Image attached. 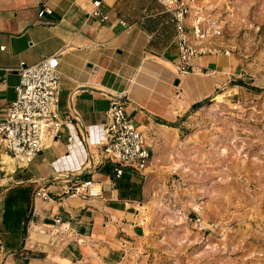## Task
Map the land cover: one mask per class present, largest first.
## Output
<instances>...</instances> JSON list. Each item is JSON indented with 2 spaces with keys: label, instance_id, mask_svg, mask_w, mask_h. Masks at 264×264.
Returning <instances> with one entry per match:
<instances>
[{
  "label": "crops",
  "instance_id": "0c3cea01",
  "mask_svg": "<svg viewBox=\"0 0 264 264\" xmlns=\"http://www.w3.org/2000/svg\"><path fill=\"white\" fill-rule=\"evenodd\" d=\"M40 9L50 12L38 17ZM175 32L156 0H0V122L16 97L20 63L57 55L64 123L28 165L0 146V264H120L138 248L151 160L144 172L124 168L116 178L114 162L102 159L111 95H123L128 118L151 145L229 79L220 51L178 74ZM86 180L98 192L74 194ZM39 189L46 200L35 196Z\"/></svg>",
  "mask_w": 264,
  "mask_h": 264
},
{
  "label": "rangeland",
  "instance_id": "374dc122",
  "mask_svg": "<svg viewBox=\"0 0 264 264\" xmlns=\"http://www.w3.org/2000/svg\"><path fill=\"white\" fill-rule=\"evenodd\" d=\"M197 3L228 83L151 142L144 237L120 264H264V0Z\"/></svg>",
  "mask_w": 264,
  "mask_h": 264
},
{
  "label": "built area",
  "instance_id": "2783aa9c",
  "mask_svg": "<svg viewBox=\"0 0 264 264\" xmlns=\"http://www.w3.org/2000/svg\"><path fill=\"white\" fill-rule=\"evenodd\" d=\"M172 16L178 61V74L194 73V59L215 54L212 40L221 35L216 21L210 19L197 0H156ZM99 1L94 2L98 7ZM40 9L38 17L49 13ZM3 50V47H0ZM226 54V53H224ZM16 97L5 109L0 122V146L20 165H28L46 146L58 137L64 123L58 112L60 82L57 55L44 57L33 65L20 63ZM123 95H111L107 110L108 122L100 141L102 159L114 162V176L119 178L124 168L144 172L152 158L151 145L145 135L128 118ZM71 138H68V141ZM98 192L96 183L86 180L73 186V193L85 198ZM36 197L48 198L45 190ZM60 223V219H54Z\"/></svg>",
  "mask_w": 264,
  "mask_h": 264
},
{
  "label": "trees",
  "instance_id": "16d2710c",
  "mask_svg": "<svg viewBox=\"0 0 264 264\" xmlns=\"http://www.w3.org/2000/svg\"><path fill=\"white\" fill-rule=\"evenodd\" d=\"M236 85H240V86H245L244 83H242L241 81H238L235 83ZM200 107L199 105H197L195 108Z\"/></svg>",
  "mask_w": 264,
  "mask_h": 264
}]
</instances>
